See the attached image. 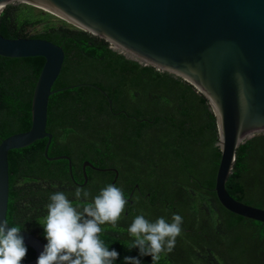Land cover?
<instances>
[{"label": "trees", "instance_id": "obj_1", "mask_svg": "<svg viewBox=\"0 0 264 264\" xmlns=\"http://www.w3.org/2000/svg\"><path fill=\"white\" fill-rule=\"evenodd\" d=\"M37 10V11H36ZM25 3L0 13L6 38H41L62 47L64 60L49 96L46 138L8 152L6 219L43 241L40 225L49 197L64 192L74 204L77 187L94 197L106 185L128 200L116 227L102 225L100 239L119 256L152 264L151 256L128 249L127 229L137 215L150 222L173 214L183 220L171 253L156 264H264V223L234 214L218 201L215 175L220 158L215 117L193 85L166 71L143 65L112 49L104 39ZM40 29L30 33V29ZM44 64L40 56H0V141L31 125V99ZM111 99V105L108 103ZM86 167L84 182L82 164ZM225 188L234 199L264 209V133L236 149ZM91 199V198H90ZM26 246V245H25ZM27 247L24 263L34 258Z\"/></svg>", "mask_w": 264, "mask_h": 264}, {"label": "water", "instance_id": "obj_2", "mask_svg": "<svg viewBox=\"0 0 264 264\" xmlns=\"http://www.w3.org/2000/svg\"><path fill=\"white\" fill-rule=\"evenodd\" d=\"M25 3L98 36L128 58L166 71L193 85L208 101L217 128L220 158L214 191L228 211L264 223V209L234 199L225 183L232 172L238 146L264 133V0H0V13L8 4ZM0 56H40L44 64L31 99V125L0 141V221L8 203V152L46 138L48 160L52 134L46 130L48 99L64 60L61 46L41 38H6L0 34ZM111 105V99H108ZM86 167L82 164L84 183ZM115 180V179H114ZM114 180L112 184H114ZM11 227V225H9ZM24 244L36 264L45 245L21 230Z\"/></svg>", "mask_w": 264, "mask_h": 264}, {"label": "clouds", "instance_id": "obj_3", "mask_svg": "<svg viewBox=\"0 0 264 264\" xmlns=\"http://www.w3.org/2000/svg\"><path fill=\"white\" fill-rule=\"evenodd\" d=\"M76 203L64 192L49 197L47 215L40 224L47 243L36 264H113L119 253L100 239L102 225L117 226L128 200L123 190L113 184L106 185L94 197L81 187L74 192ZM91 198V199H90ZM183 218L173 214L171 222L159 217L150 222L137 215L127 231L134 240L128 249L138 248L140 256H151L152 264L161 254L171 253L176 238L181 234ZM20 226L9 227V221H0V264H21L27 254ZM124 264H141L136 257H125Z\"/></svg>", "mask_w": 264, "mask_h": 264}, {"label": "rangeland", "instance_id": "obj_4", "mask_svg": "<svg viewBox=\"0 0 264 264\" xmlns=\"http://www.w3.org/2000/svg\"><path fill=\"white\" fill-rule=\"evenodd\" d=\"M38 9V8H37ZM37 11V10H36ZM43 11V10H42ZM45 12V11H44ZM52 21H56L57 23H59V21H61L60 18L56 17L55 15H52L49 17ZM40 29V25L35 26L34 28L30 29V33L35 32L36 30Z\"/></svg>", "mask_w": 264, "mask_h": 264}, {"label": "flooded vegetation", "instance_id": "obj_5", "mask_svg": "<svg viewBox=\"0 0 264 264\" xmlns=\"http://www.w3.org/2000/svg\"><path fill=\"white\" fill-rule=\"evenodd\" d=\"M25 231V230H24ZM28 232V231H27Z\"/></svg>", "mask_w": 264, "mask_h": 264}]
</instances>
